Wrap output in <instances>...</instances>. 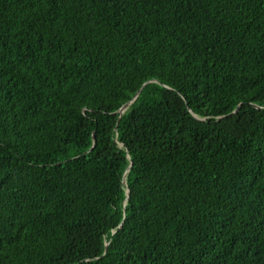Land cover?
Listing matches in <instances>:
<instances>
[{"label": "trees", "instance_id": "16d2710c", "mask_svg": "<svg viewBox=\"0 0 264 264\" xmlns=\"http://www.w3.org/2000/svg\"><path fill=\"white\" fill-rule=\"evenodd\" d=\"M0 264H264V0H0Z\"/></svg>", "mask_w": 264, "mask_h": 264}, {"label": "water", "instance_id": "95a60500", "mask_svg": "<svg viewBox=\"0 0 264 264\" xmlns=\"http://www.w3.org/2000/svg\"><path fill=\"white\" fill-rule=\"evenodd\" d=\"M145 84H146V83H144V84L142 85V87L136 92V94L134 95L133 99L137 96V94L141 91V89L143 88V86H144ZM131 102H132V100L126 102L125 104H123L118 110L115 111V113H118L119 116H120V115L125 111V109L128 107V105H129ZM237 110H238V106H237V107H236V108H235L230 114L236 112ZM127 169H128V168H127ZM122 183L125 184V180H124V179L122 180Z\"/></svg>", "mask_w": 264, "mask_h": 264}]
</instances>
